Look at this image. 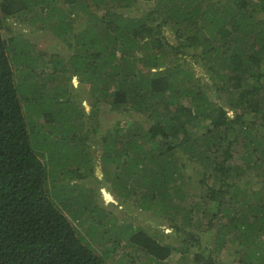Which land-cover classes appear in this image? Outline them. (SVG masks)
Masks as SVG:
<instances>
[{
	"label": "trees",
	"instance_id": "1",
	"mask_svg": "<svg viewBox=\"0 0 264 264\" xmlns=\"http://www.w3.org/2000/svg\"><path fill=\"white\" fill-rule=\"evenodd\" d=\"M21 1L0 0V264H108L73 223L88 205L72 210L49 195L55 109L40 111L51 128L38 129L49 138L31 143L28 79L40 97L57 87L61 65L58 53L31 54L19 28L6 26ZM34 1L41 8L21 21L49 11L59 18L51 28L71 36L62 58L69 78L78 75L93 95L90 120H78L89 123L101 103L122 115L92 135L103 175L115 182L118 170L135 206L164 212L171 228V242L141 228L128 243L155 261L177 253L191 264H223L230 245L233 264H264V0ZM57 1L78 26L63 21ZM50 63L47 79L36 68Z\"/></svg>",
	"mask_w": 264,
	"mask_h": 264
},
{
	"label": "rangeland",
	"instance_id": "2",
	"mask_svg": "<svg viewBox=\"0 0 264 264\" xmlns=\"http://www.w3.org/2000/svg\"><path fill=\"white\" fill-rule=\"evenodd\" d=\"M35 2L34 0H22L21 4L25 8L18 11V15L14 18L10 17L8 22L4 21L6 26L11 24L14 28L15 26H17V29L19 28L22 34L19 33L18 41L27 43L26 48L30 49L31 54L36 52L39 54L45 53L46 58L53 57L52 55H56L55 53L59 54V57L57 56L54 60L56 65H61L55 71L59 73L57 87L46 91L41 90L39 92L41 96L38 97L37 93L32 91L35 80L30 76L31 80L29 78L28 83L31 91L28 94V111L24 107L29 136L35 149L37 146L34 135L49 138L48 133L43 134L38 127L51 128V123L44 120V116L40 111L49 113L50 109H55L53 114L61 116L58 117V122L56 118L57 129L50 135L54 138V140L50 138L53 156L46 158L47 163H45L48 168L46 186L50 191L49 195L55 201L59 202L60 200L63 205H68L72 210L76 209L77 202L88 205V213L83 214L81 221L73 220V223L77 233L108 264H177L178 262L191 264L192 261L189 258L181 260L177 253L172 256L170 253L165 259L155 261L152 259L153 257H150V254L144 253L137 244L134 246L128 243L127 238L129 235L141 228L150 234L155 231L156 237L162 239L161 242H171V238L166 237L171 228L164 219V212L157 213L156 211L155 213L147 208L139 209L135 206L132 198L128 197L129 193L125 191V189L130 190V187L128 188L123 182L122 175L117 174L119 173L118 170L117 173L115 172L112 175L115 182H112L108 176L103 175V168L99 162L101 150L98 146H95L92 135L97 137L101 132L106 131L108 126L113 121L120 119L122 115L119 112L107 109L106 105L101 103L99 111L91 117V121L89 123L84 121L90 120L89 112L93 95L89 90V85L81 82L78 75H72L69 78L71 74L70 67L62 58L69 57L71 49L67 42L71 40V36L68 33L58 35L54 32L51 23L55 20L56 15L51 11L46 13L43 21L37 18L34 19V23L21 21V17L30 15L29 10L31 7H34L36 11L41 8V5ZM54 5L58 6V9H62L64 6L63 3L58 1ZM53 6L51 8L55 11L56 9ZM148 7L149 5L145 4L133 12L141 13L147 10ZM62 12L66 14L63 21L71 18L75 26L79 25L80 19L78 17L69 16L66 9H62ZM58 20L59 18L55 21ZM194 63V69L197 70L198 74L204 73L200 64ZM54 67L50 63L48 67L38 66L36 70L42 72L46 69L43 73H47L45 75L48 79V75H55L52 72ZM60 108H62L61 112H59ZM79 116L84 119L83 122L78 120L77 117ZM30 120H33L34 125L29 124ZM91 168L93 169L90 170ZM51 172L53 173L50 175ZM195 175H193L194 178L191 184L198 187ZM63 211L67 212L64 208ZM67 215L71 218L69 214ZM220 254L223 264H233L234 254L230 245L222 248Z\"/></svg>",
	"mask_w": 264,
	"mask_h": 264
}]
</instances>
